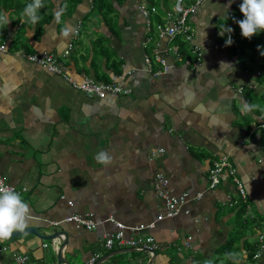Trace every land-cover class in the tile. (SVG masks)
<instances>
[{"label":"crops","instance_id":"obj_1","mask_svg":"<svg viewBox=\"0 0 264 264\" xmlns=\"http://www.w3.org/2000/svg\"><path fill=\"white\" fill-rule=\"evenodd\" d=\"M100 1L44 0L41 19L32 26L20 16L31 0H0V12L11 20L0 25V45H6L0 54V177L24 189L22 198L30 206L27 227L45 236L62 232L51 241L27 232L0 240V264H10L13 254H27L31 264H57L53 244L63 241L62 258L69 264H88L92 257L96 263L118 251L101 264H149L146 252L118 246L108 252L102 241L115 232L106 222L110 217L133 227L163 213L153 187L157 173L168 179L172 194L203 197L188 202V215L156 222L154 230L142 233L158 245L152 264H234L229 252L245 253L238 257L240 264H264V254L257 262L251 259L257 231L264 226V138L259 131L250 134L264 121V112L262 106L241 110L242 100L257 104L264 88L252 72L255 66H243L233 45L218 40L217 20L230 9L228 0H206L191 20L193 44L204 54L195 68L186 66L194 59L190 44L177 59L173 52L181 38L178 43L156 40L154 28L165 14L162 9V17L157 15L159 0ZM155 5V13L145 19L139 7ZM61 9L58 23L54 13ZM161 47L173 49L165 55L162 50L166 66L153 57ZM21 52L54 54L73 81L115 82L130 93L88 98ZM249 90L253 95L248 97ZM157 149L164 154L151 158ZM100 151L111 155L109 164L94 159ZM222 157L234 165L245 187L251 227L244 226L250 219L242 212L243 222L240 208L232 204L238 197L229 177L208 188V169ZM87 213L100 223L95 230L62 222ZM229 240L233 244L226 248Z\"/></svg>","mask_w":264,"mask_h":264},{"label":"built area","instance_id":"obj_2","mask_svg":"<svg viewBox=\"0 0 264 264\" xmlns=\"http://www.w3.org/2000/svg\"><path fill=\"white\" fill-rule=\"evenodd\" d=\"M203 3V0H175L173 3V12L167 13L163 16V22L156 26L158 31V37L161 41H172L176 37L182 38L188 44H190V50L193 54V60H187L186 66L195 68L200 64V57H203V53L200 48L193 44L195 38V29L191 26V19L199 10V7ZM139 11L143 14V17L146 19L149 13H155L156 7H139ZM147 30H150L149 22H147ZM181 36V37H180ZM71 46L63 53L62 57H67L71 51ZM162 50H164V55L172 51V47H161L160 49L156 48L153 50V57L155 61L159 64L166 66L165 56L162 55ZM6 51V45L3 43L0 45V54ZM178 58H181V53H177V49L174 52ZM28 62L41 66L51 73L60 75L65 81H67L72 88L82 92L88 98L104 99L108 95H127L130 93V90L123 87L119 83L111 82H98L92 78L84 77L81 82H75L72 78L66 73L65 67L62 64L59 57L50 53H41V54H24L20 53ZM145 62L149 63V56L145 55ZM196 58V59H195ZM264 130V122H260L255 129L251 130L250 134H253L256 131ZM164 149H157L151 153V158L156 157L157 155H163ZM226 175L230 177L232 184L235 188L238 199L234 200L232 204L236 207L244 209L243 217L247 219V214H249L248 219L252 220L254 216L249 212V206L247 204V192L241 179L237 175V171L234 165L229 161L227 157H222L218 160H215L212 163V166L208 169V188L215 189L221 182L222 177ZM154 193L158 199L163 203L164 211L163 213L156 216V219L147 224H140L138 226H126L120 222L115 221L113 218H108L106 222L112 223L115 227V232L108 233L105 235L102 241L103 248L110 252L114 246L118 247H127L134 249L137 252H146L149 256H152L153 252L158 249L157 243L154 241V238L150 235H143V232H150L154 230L156 222H160L164 219H172L177 217L180 214L188 215L189 210L186 208V205L190 200L200 201L203 197L202 193H197L192 199L185 192L179 195L172 194L171 191L167 190L169 181L162 174L157 173L154 176ZM0 182H3L5 185H9L2 177H0ZM15 188V187H14ZM15 190L23 194L24 189ZM61 199H64L62 197ZM232 199H228V204ZM68 205L72 206L71 202H68ZM63 223H71L76 229L92 231L95 230L97 225L100 223H95L92 213H87L84 215L73 214L65 218ZM56 226L58 223H52ZM261 225H264V219L261 220ZM132 233L131 236H125V233ZM44 247L47 244L43 245ZM59 243L56 242L53 244V249L55 252L59 251ZM188 246V243H186ZM262 254H264V230L257 233V249L255 254L252 256L253 260H258ZM17 257L23 260V264H31L30 258L27 254H13L11 257L10 264H18ZM96 258L92 257L88 264H94Z\"/></svg>","mask_w":264,"mask_h":264},{"label":"clouds","instance_id":"obj_3","mask_svg":"<svg viewBox=\"0 0 264 264\" xmlns=\"http://www.w3.org/2000/svg\"><path fill=\"white\" fill-rule=\"evenodd\" d=\"M205 1L206 0H203V3L201 4L200 7H202ZM230 4H231V0H229V5ZM44 7H45L44 0H31V2L28 3L20 13L22 21L31 24L32 26H35L41 19V16L39 15V11ZM155 7L157 6L155 5ZM239 11L243 16V19L236 21V23L239 26L240 33L243 38L250 39L256 33L264 31V0H242L239 6ZM62 14H63V9L54 13V19L56 20V22L58 23L60 22V18ZM10 22L11 20L9 19L8 14L6 12H0V25L6 26ZM192 28L195 29L194 27ZM222 29L223 31L221 32V35H223L224 33L230 34L233 31L232 28L225 27L224 25H222ZM63 34L65 36L69 35L68 30L65 29ZM195 36H196V32H195ZM231 43L232 40H231V36L229 35L228 39L226 40V44H231ZM256 74L258 75V71ZM256 108L257 105L251 104L247 100H242L241 102V110L245 113H250L254 111ZM94 159L100 164L107 165L111 162L112 157L108 152L100 151L95 155ZM29 216H30V206L23 200L21 194L18 193L13 186L5 185L3 182H0V240H7L11 238L14 233H18V234L24 233L25 230L27 229V221ZM244 255L245 253L243 252L226 253L228 259L233 260L234 264H240L238 257ZM17 262L18 264H23V260L19 257H17Z\"/></svg>","mask_w":264,"mask_h":264},{"label":"trees","instance_id":"obj_4","mask_svg":"<svg viewBox=\"0 0 264 264\" xmlns=\"http://www.w3.org/2000/svg\"><path fill=\"white\" fill-rule=\"evenodd\" d=\"M159 1H163L165 4V3H167L168 0H159ZM98 2H99L98 4L101 3L100 0H98ZM228 2H229V0H228ZM241 2H242V0H231V4L229 5L230 9H228L227 13L224 15V24H225V27L232 28L233 31L230 34L225 33L226 36H223L224 38L220 37L218 40L220 43H226L224 41H226L228 39L229 35L231 36V40L233 43V52L240 53V55H239L240 60H242V58L244 59L246 56V58H248V61L250 62L249 66H252V64L254 66H256V68L258 70V75L256 77L257 82H258L259 86L264 88V31L256 33L250 39H245L241 36L239 26L236 23V21L243 19V16L239 11V6H240ZM104 6H107V5H104ZM221 20H222V18L217 20L219 22V25L222 23ZM178 39H179V37L175 38V40H178ZM183 44L187 45V42L183 40L182 43L178 44V49H177V53L180 52L182 56H183V53H187V50L182 48ZM187 57H191V56H187ZM247 95H248V97L252 96L253 92L251 90H249V94H247ZM257 97H258L257 104H254V105H257L258 108L260 106H262V108L260 109V113L264 112L263 111L264 110V91L262 94L257 95ZM259 133H260V137L264 138V130H261ZM242 212H243V209L238 210V217L239 218L242 217ZM242 221L244 222L243 219H242ZM248 222L249 221H245V223H248ZM251 225L252 224L249 223V224H246L244 226L251 227ZM243 227H242V230H243ZM237 232H240V231H237ZM232 244H233V241L229 240L226 243L225 247L228 248ZM256 246H257V242H255V247H253V249H252L253 251L251 253V259H252V256L255 254Z\"/></svg>","mask_w":264,"mask_h":264},{"label":"rangeland","instance_id":"obj_5","mask_svg":"<svg viewBox=\"0 0 264 264\" xmlns=\"http://www.w3.org/2000/svg\"><path fill=\"white\" fill-rule=\"evenodd\" d=\"M174 1L175 0H168L167 1V3H165L164 4V2L163 1H160L161 3H160V8H159V12L157 13V15L159 16V17H162V15H163V12H162V9H163V11L165 12V14L163 15V16H165L167 13H169V12H173V3H174ZM169 6V7H168ZM220 18H222V20H221V24L220 25H218L217 26V33H220V37H223V36H226V34L224 35H221V32L223 31V29H222V25H224L225 26V24H224V16H220ZM154 34H155V38H156V40H158V41H161V40H159V37H158V31L156 30V27L154 28ZM224 38V37H223ZM179 40H181L180 38L177 40V41H172L173 43H178V41ZM167 42V41H166ZM172 42H170V43H172ZM224 42H226V41H224ZM173 43L171 44V46L173 47ZM223 44H225V43H223ZM230 45H233V43H231ZM182 48H184L185 50H187V48L185 47V45L183 44L182 45ZM173 54H174V52H173ZM172 54V55H173ZM193 55V54H192ZM204 55V54H203ZM234 55H236V57L239 59V55H240V53H234ZM175 56V55H174ZM196 59V58H195ZM200 59V61H202L203 60V58H199ZM177 62H179V63H181L180 61H177ZM241 63H242V65L243 66H245V65H250L249 63V61H248V58H246V56H245V58L243 59L242 58V60L240 61ZM253 65V64H252ZM178 66V65H177ZM257 68H256V66L252 69V72H253V74L254 75H256V73H257ZM236 207H234V209H235ZM239 208V207H238ZM247 216V219H248V217H249V214H247L246 215ZM249 220V219H248ZM249 222L251 223V224H253V221H251V220H249ZM260 229H264V226H260ZM261 230H258L257 231V233L258 232H260ZM239 234H241V233H239ZM242 234L245 236V230H242ZM257 240V235H256V238H255V241ZM257 242V241H256ZM261 258V257H260ZM259 258V259H260ZM258 259V260H259ZM256 262H257V260H256Z\"/></svg>","mask_w":264,"mask_h":264},{"label":"water","instance_id":"obj_6","mask_svg":"<svg viewBox=\"0 0 264 264\" xmlns=\"http://www.w3.org/2000/svg\"><path fill=\"white\" fill-rule=\"evenodd\" d=\"M26 232H27V233H30L31 235H34V236L40 238V239L43 240V241H51L52 239L58 237L59 234L62 233L61 231H59V232H56V233H54V234H52V235H46V236H45V235H40V234L38 233V231H36V229L33 228V227H27V229L25 230L24 233H26ZM21 234H22V233H20V234H18V233H14L13 236H12L11 238L7 239V240H10V239L16 238L17 236H19V235H21ZM7 240H2V241H7ZM64 245H65V246L67 245V241H63V242L60 244V246H59V251L57 252V264H69L68 261H66V260H64V259L62 258V253H61V252H62V248L64 247ZM125 251H126V252H133V251H135V250H134V249H126ZM118 252H120V251H118ZM118 252H111V253L105 255L103 258H101L98 262H96V263H94V264H101L102 262L106 261V260L109 259L110 257L119 254ZM155 256H156V253L153 252V254H152V256H151V257H152V261L154 260ZM152 261H151L149 264H152Z\"/></svg>","mask_w":264,"mask_h":264}]
</instances>
